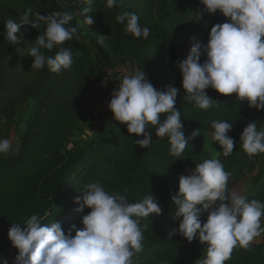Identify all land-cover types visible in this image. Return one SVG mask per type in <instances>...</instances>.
Instances as JSON below:
<instances>
[{
	"label": "trees",
	"instance_id": "trees-1",
	"mask_svg": "<svg viewBox=\"0 0 264 264\" xmlns=\"http://www.w3.org/2000/svg\"><path fill=\"white\" fill-rule=\"evenodd\" d=\"M117 62L132 90L73 142ZM0 85L21 144L0 156V264H264L261 243L198 230L212 184L264 229V141L246 151L264 124V0H0ZM252 159L256 188L232 195Z\"/></svg>",
	"mask_w": 264,
	"mask_h": 264
},
{
	"label": "rangeland",
	"instance_id": "rangeland-1",
	"mask_svg": "<svg viewBox=\"0 0 264 264\" xmlns=\"http://www.w3.org/2000/svg\"><path fill=\"white\" fill-rule=\"evenodd\" d=\"M133 68L134 66H131L129 62H117L113 67L103 70L106 76L103 84L107 83L111 86L112 91L108 95H90L83 123L81 127L74 130L70 137L73 142L87 140L98 128L109 123L110 117L108 114L111 101L132 90V82L135 79ZM7 95L8 91L6 88L0 85V104ZM33 103V98L23 103L22 111L24 115L28 113ZM262 141H264V124L254 132L251 143L246 148L247 153L251 155L253 145ZM202 144L211 158L215 159L220 151V137L215 132L209 131L205 134ZM20 148L21 144L16 134V128L7 126L5 117L0 113V156L15 155ZM258 169V161L252 159L249 167L245 168L243 172L234 170L233 177L236 181V187L232 190V195L243 196L247 191L256 188V185L251 183V175L255 174ZM209 188V194L200 211L203 222L198 228L199 232L208 236L211 240H216L219 239L221 230L225 228L230 233L236 234L237 240L234 245L261 243L264 248V229L261 219L251 212L241 213L234 210V208L225 207L221 202V193L223 191L221 185L212 184Z\"/></svg>",
	"mask_w": 264,
	"mask_h": 264
}]
</instances>
